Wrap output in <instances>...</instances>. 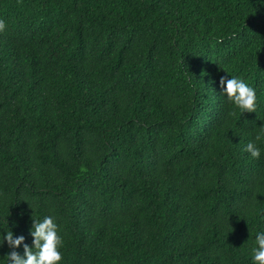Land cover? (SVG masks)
Here are the masks:
<instances>
[{
  "label": "trees",
  "instance_id": "1",
  "mask_svg": "<svg viewBox=\"0 0 264 264\" xmlns=\"http://www.w3.org/2000/svg\"><path fill=\"white\" fill-rule=\"evenodd\" d=\"M0 20V217L15 235L31 245V216L52 215L61 264H250L264 3L0 0ZM226 71L256 112L219 92Z\"/></svg>",
  "mask_w": 264,
  "mask_h": 264
},
{
  "label": "clouds",
  "instance_id": "2",
  "mask_svg": "<svg viewBox=\"0 0 264 264\" xmlns=\"http://www.w3.org/2000/svg\"><path fill=\"white\" fill-rule=\"evenodd\" d=\"M260 2L264 3V0ZM5 27L4 21L0 20V31ZM228 74L230 73L226 71V74L220 77L219 92L225 95L241 114L245 111L256 112L258 107L256 89L239 75L230 74L229 77ZM262 147H264V124L259 126L254 141H249L244 146V150L251 158L257 159L261 156ZM6 217H0V247L6 244L8 251L0 255L2 256L0 264H61L60 249L64 242L54 216L45 215L43 218L31 216V226L28 229V235L32 238L31 245L25 242L24 235L14 234L8 226ZM249 260L250 264H264V223L254 231Z\"/></svg>",
  "mask_w": 264,
  "mask_h": 264
}]
</instances>
